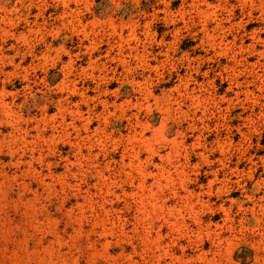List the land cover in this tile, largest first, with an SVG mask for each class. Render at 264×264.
<instances>
[{
  "label": "rangeland",
  "instance_id": "374dc122",
  "mask_svg": "<svg viewBox=\"0 0 264 264\" xmlns=\"http://www.w3.org/2000/svg\"><path fill=\"white\" fill-rule=\"evenodd\" d=\"M0 264H264V0H0Z\"/></svg>",
  "mask_w": 264,
  "mask_h": 264
}]
</instances>
